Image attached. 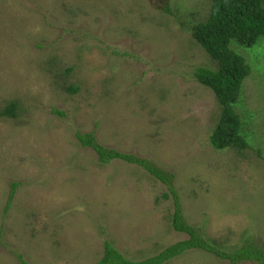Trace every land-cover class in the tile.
<instances>
[{"label": "rangeland", "instance_id": "obj_1", "mask_svg": "<svg viewBox=\"0 0 264 264\" xmlns=\"http://www.w3.org/2000/svg\"><path fill=\"white\" fill-rule=\"evenodd\" d=\"M210 6L0 0V264H93L106 240L141 260L187 238L167 185L137 164H101L76 137L93 130L172 173L185 219L218 246L264 248V36L230 44L251 67L234 105L250 146L215 149L221 106L194 71L218 62L192 35ZM10 104L15 115L1 113ZM165 264L227 261L194 249Z\"/></svg>", "mask_w": 264, "mask_h": 264}, {"label": "trees", "instance_id": "obj_2", "mask_svg": "<svg viewBox=\"0 0 264 264\" xmlns=\"http://www.w3.org/2000/svg\"><path fill=\"white\" fill-rule=\"evenodd\" d=\"M165 11L170 13L171 8L166 7ZM192 35L218 62L216 69L198 67L194 71L195 78L214 91L221 106L220 118L210 136V143L218 150L229 147L246 149L250 143L243 133V120L234 105L240 100L242 85L251 73V67L240 53L231 48L230 44L232 40H236L241 45L253 46L260 36H264V0H211L208 18L194 25ZM15 111V104H10L1 113L14 116ZM54 113L64 115V112L59 110H54ZM76 137L82 146L90 147L95 151L101 164H109L113 160L121 159L145 167L152 176L166 184L169 191L163 196L168 198L171 193L174 201L172 227L187 235V238L172 243L158 253L141 260L128 258L112 242L106 240L102 258L93 264H165L194 249L212 253L218 259L226 260L227 264H241L243 261L264 264V248L257 240L248 238L239 247L228 250L209 239L201 232L200 227L187 222L174 187L172 173L154 166L145 158L133 153L103 145L97 140L95 130L77 131ZM19 185L20 182H11L6 211L10 208Z\"/></svg>", "mask_w": 264, "mask_h": 264}]
</instances>
